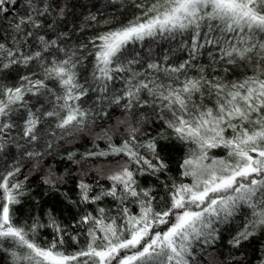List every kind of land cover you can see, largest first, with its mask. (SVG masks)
Listing matches in <instances>:
<instances>
[{
	"label": "snow or ice",
	"instance_id": "1",
	"mask_svg": "<svg viewBox=\"0 0 264 264\" xmlns=\"http://www.w3.org/2000/svg\"><path fill=\"white\" fill-rule=\"evenodd\" d=\"M0 264H264V0H0Z\"/></svg>",
	"mask_w": 264,
	"mask_h": 264
}]
</instances>
